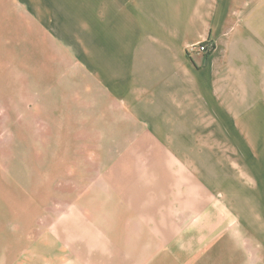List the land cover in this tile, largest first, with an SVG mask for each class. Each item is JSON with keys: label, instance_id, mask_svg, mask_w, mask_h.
Masks as SVG:
<instances>
[{"label": "crops", "instance_id": "crops-1", "mask_svg": "<svg viewBox=\"0 0 264 264\" xmlns=\"http://www.w3.org/2000/svg\"><path fill=\"white\" fill-rule=\"evenodd\" d=\"M0 15L28 51L81 54L88 128L264 126V0H0ZM206 40L208 53L188 51ZM161 134L81 248L97 264H264V230L226 231L232 208Z\"/></svg>", "mask_w": 264, "mask_h": 264}, {"label": "rangeland", "instance_id": "rangeland-1", "mask_svg": "<svg viewBox=\"0 0 264 264\" xmlns=\"http://www.w3.org/2000/svg\"><path fill=\"white\" fill-rule=\"evenodd\" d=\"M9 32L0 15V264H97L81 248L95 231L86 225H95L102 207L121 203L138 159L160 154L161 128L86 127L93 90L81 54L28 51ZM162 134L234 211L218 214L226 231L237 235L246 223L264 230V126ZM120 159L132 165L119 166Z\"/></svg>", "mask_w": 264, "mask_h": 264}, {"label": "built area", "instance_id": "built-area-1", "mask_svg": "<svg viewBox=\"0 0 264 264\" xmlns=\"http://www.w3.org/2000/svg\"><path fill=\"white\" fill-rule=\"evenodd\" d=\"M210 48H211V44L209 43L208 40H206L189 46L188 51L206 54L209 52Z\"/></svg>", "mask_w": 264, "mask_h": 264}, {"label": "trees", "instance_id": "trees-1", "mask_svg": "<svg viewBox=\"0 0 264 264\" xmlns=\"http://www.w3.org/2000/svg\"><path fill=\"white\" fill-rule=\"evenodd\" d=\"M209 41V40H208ZM211 48H213L214 49V46L212 45V47Z\"/></svg>", "mask_w": 264, "mask_h": 264}]
</instances>
